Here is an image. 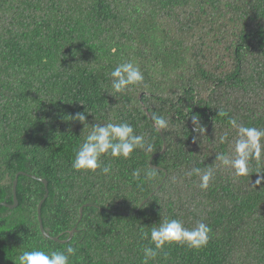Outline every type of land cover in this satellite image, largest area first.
<instances>
[{"label":"trees","instance_id":"16d2710c","mask_svg":"<svg viewBox=\"0 0 264 264\" xmlns=\"http://www.w3.org/2000/svg\"><path fill=\"white\" fill-rule=\"evenodd\" d=\"M128 60L145 79L112 93L109 73ZM84 108L85 128L70 119ZM230 117L264 130V0H0V202L24 171L47 181L44 230L65 239L76 226L67 242L44 236V185L18 174L17 205L0 204V264L70 243L69 264H142L140 233L165 217L203 220L209 242L166 244L148 264H264V157L247 176L215 159L234 155ZM109 122L130 123L152 150L102 156L107 175L73 170L90 125ZM193 168L213 170L207 190Z\"/></svg>","mask_w":264,"mask_h":264},{"label":"clouds","instance_id":"9594fccd","mask_svg":"<svg viewBox=\"0 0 264 264\" xmlns=\"http://www.w3.org/2000/svg\"><path fill=\"white\" fill-rule=\"evenodd\" d=\"M110 87L112 93L124 92L129 86L141 85L145 79L138 64L131 60L120 62L110 71ZM112 93H109L112 95ZM83 105V103H80ZM87 112L76 113L70 119L78 120L83 124V128L89 127L87 123ZM219 115L227 116L224 111H219ZM157 131L168 127L165 118L158 115L151 117ZM193 119V118H192ZM197 119H193L195 123ZM229 124L237 130V138L233 142L234 155L229 157L223 153H218L215 159L224 166L231 168L236 176L249 175V161H257L264 157V130L256 127H249L239 123L235 118H229ZM91 130L84 137L83 141L74 149V157L71 161V168L75 171H92L100 169L103 174H109L111 165L105 164L101 157L110 156L113 158H129L135 149L141 148L151 151L152 145L148 143L143 135L135 133L133 126L127 122L119 123H92ZM198 130L204 131L202 127ZM220 143H224L227 134L222 135ZM196 174L200 177L199 188L207 190L213 180L212 169L201 172L199 168H193L187 175ZM133 176L139 177V172L134 171ZM264 181V174L257 176L254 185H259ZM210 227L203 220L195 221L189 228L179 220L165 217L150 232L141 231L142 239L150 241L149 245L142 248L143 262L148 264L149 260L155 259L166 244L176 243L185 245L188 248L199 250L207 246L209 242ZM76 247L74 243L68 244L63 250H52L50 252L33 249L24 250L18 257V264H69V257L74 256Z\"/></svg>","mask_w":264,"mask_h":264},{"label":"water","instance_id":"95a60500","mask_svg":"<svg viewBox=\"0 0 264 264\" xmlns=\"http://www.w3.org/2000/svg\"><path fill=\"white\" fill-rule=\"evenodd\" d=\"M164 150H165V142H163L162 149L160 150L159 153H163ZM159 153H156V154H154L153 156H151V158L149 159V164H151V160H152L155 156H157ZM152 167H153V168H159V169L161 168V167H159V166H154V165H152ZM18 174H24V175H27V176L32 177V178H37V179L40 180V181L43 183V185H44V195H43V197L39 200L38 205H37V218H38V223H39V228H40L41 233H42L44 236H46V237H48V238H50V239H52V240L58 241V242H67V241H69V240L71 239V237H72L74 231L76 230V226H74L71 230H69V232H68V236H67L65 239H59L57 236H51V235H49V234L44 230V228H43L40 211H41V204H42V202L44 201V199H45V197L47 196V193H48V190H47V181H46V179L35 177L33 174L26 173V172H24V171H18V172L16 173V176H15L14 179L12 180V203H7V202H3V201H1L0 204H2V205H4V206H7V207H14V206L17 205L18 200H17V198H16V183H17V175H18ZM161 183H162V182H161ZM161 183L157 186V188L161 185ZM146 199H147V197L144 198V199L140 202L139 206H141V205L146 201ZM82 207H83V205L80 206V208H79V219H80L81 214H82ZM124 214H127V213L124 212Z\"/></svg>","mask_w":264,"mask_h":264}]
</instances>
